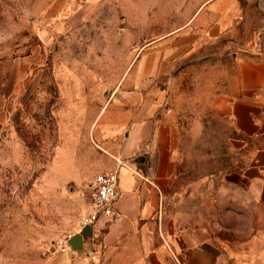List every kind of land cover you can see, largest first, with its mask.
Here are the masks:
<instances>
[{"label": "rangeland", "instance_id": "rangeland-1", "mask_svg": "<svg viewBox=\"0 0 264 264\" xmlns=\"http://www.w3.org/2000/svg\"><path fill=\"white\" fill-rule=\"evenodd\" d=\"M263 50L264 0H0V264H99L92 234L61 246L94 175L112 171L96 129L114 97L131 112L142 96L144 120L177 127L168 209L242 249L262 213L237 184L251 154L232 152L219 103L238 63Z\"/></svg>", "mask_w": 264, "mask_h": 264}, {"label": "crops", "instance_id": "crops-1", "mask_svg": "<svg viewBox=\"0 0 264 264\" xmlns=\"http://www.w3.org/2000/svg\"><path fill=\"white\" fill-rule=\"evenodd\" d=\"M229 86L220 95L218 115L235 132L232 152L251 154L240 169L237 164V184L262 213L259 229L237 250L200 214L196 220L187 209L169 210L175 203L170 187L178 172L177 127L162 117L144 120L142 96L131 112H123L121 99L114 97L99 113L96 129L111 155L105 168L118 175L116 219L100 217L86 243L95 257L99 254V264H264V146L251 141L264 135V50L238 63ZM181 196L187 202L188 195ZM66 264L83 261L68 255Z\"/></svg>", "mask_w": 264, "mask_h": 264}, {"label": "built area", "instance_id": "built-area-1", "mask_svg": "<svg viewBox=\"0 0 264 264\" xmlns=\"http://www.w3.org/2000/svg\"><path fill=\"white\" fill-rule=\"evenodd\" d=\"M117 183L118 175L115 170L98 172L94 175L91 181L89 210L80 220L79 231L70 232L65 236V242L61 246L62 251L69 248L70 241L76 233L81 232L86 226L93 227L100 217L104 216L106 221L116 219L114 203L118 197Z\"/></svg>", "mask_w": 264, "mask_h": 264}, {"label": "water", "instance_id": "water-1", "mask_svg": "<svg viewBox=\"0 0 264 264\" xmlns=\"http://www.w3.org/2000/svg\"><path fill=\"white\" fill-rule=\"evenodd\" d=\"M92 229H93V227L91 225H89V226L84 227L81 232L76 233L75 236L70 241L71 245L73 247L79 245V243H81V241H82L83 235H91Z\"/></svg>", "mask_w": 264, "mask_h": 264}]
</instances>
